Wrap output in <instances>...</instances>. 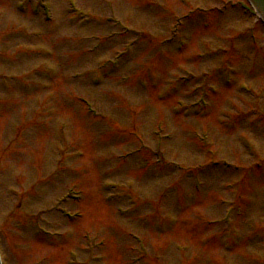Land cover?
<instances>
[{"label": "rangeland", "instance_id": "obj_1", "mask_svg": "<svg viewBox=\"0 0 264 264\" xmlns=\"http://www.w3.org/2000/svg\"><path fill=\"white\" fill-rule=\"evenodd\" d=\"M233 2L0 0L5 264H264V31Z\"/></svg>", "mask_w": 264, "mask_h": 264}, {"label": "water", "instance_id": "obj_2", "mask_svg": "<svg viewBox=\"0 0 264 264\" xmlns=\"http://www.w3.org/2000/svg\"><path fill=\"white\" fill-rule=\"evenodd\" d=\"M252 2L256 5L261 14L264 16V0H252Z\"/></svg>", "mask_w": 264, "mask_h": 264}]
</instances>
